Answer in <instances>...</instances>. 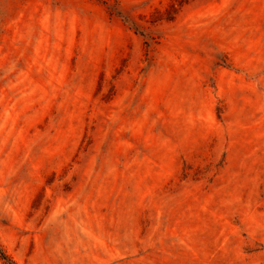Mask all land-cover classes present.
<instances>
[{
    "label": "rangeland",
    "instance_id": "374dc122",
    "mask_svg": "<svg viewBox=\"0 0 264 264\" xmlns=\"http://www.w3.org/2000/svg\"><path fill=\"white\" fill-rule=\"evenodd\" d=\"M0 264H264V0H0Z\"/></svg>",
    "mask_w": 264,
    "mask_h": 264
},
{
    "label": "trees",
    "instance_id": "16d2710c",
    "mask_svg": "<svg viewBox=\"0 0 264 264\" xmlns=\"http://www.w3.org/2000/svg\"><path fill=\"white\" fill-rule=\"evenodd\" d=\"M0 256L2 257V258H6V256H5V254L3 253V251L0 249Z\"/></svg>",
    "mask_w": 264,
    "mask_h": 264
}]
</instances>
